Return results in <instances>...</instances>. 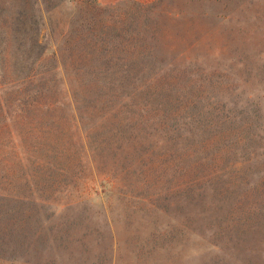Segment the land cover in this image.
Listing matches in <instances>:
<instances>
[{
  "label": "rangeland",
  "instance_id": "obj_1",
  "mask_svg": "<svg viewBox=\"0 0 264 264\" xmlns=\"http://www.w3.org/2000/svg\"><path fill=\"white\" fill-rule=\"evenodd\" d=\"M0 36V264H264V0H0Z\"/></svg>",
  "mask_w": 264,
  "mask_h": 264
},
{
  "label": "trees",
  "instance_id": "obj_2",
  "mask_svg": "<svg viewBox=\"0 0 264 264\" xmlns=\"http://www.w3.org/2000/svg\"><path fill=\"white\" fill-rule=\"evenodd\" d=\"M30 3H31V0H28ZM38 46L40 45V47L42 48V53L44 54L45 52H46V46H43V45H41L40 44V42H39V40H37V43H36ZM4 56V50H3V40H2V38H1V36H0V59H2V57ZM45 92L44 91H41V92H39V95L37 96V97H41V99H43V94H44ZM47 100H46V102L44 103L43 102V100L42 101H40V102H38V100L35 98L34 100H27V105H29V106H32V107H34V109L35 110H37V109H42V107H47V110H49L50 108H53L54 107V105H56V104H58V103H60V102H62L59 98H56V97H54L53 96V94H52V92L51 91H49L48 93H47ZM128 97H130V96H128ZM46 105V106H45ZM3 108V107H2ZM22 109V108H21ZM39 109V110H40ZM52 120H55V119H52L51 118V120L49 119V118H47L46 116H45V118L44 119H42V122H44L43 124H45L46 123V121H52ZM264 180V177H262L261 175H260V179L259 180H257V181H260V182H262Z\"/></svg>",
  "mask_w": 264,
  "mask_h": 264
}]
</instances>
